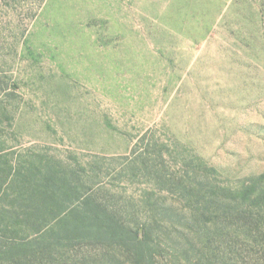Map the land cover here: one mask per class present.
<instances>
[{
  "label": "rangeland",
  "instance_id": "374dc122",
  "mask_svg": "<svg viewBox=\"0 0 264 264\" xmlns=\"http://www.w3.org/2000/svg\"><path fill=\"white\" fill-rule=\"evenodd\" d=\"M7 165L0 264H264V0H0Z\"/></svg>",
  "mask_w": 264,
  "mask_h": 264
},
{
  "label": "trees",
  "instance_id": "16d2710c",
  "mask_svg": "<svg viewBox=\"0 0 264 264\" xmlns=\"http://www.w3.org/2000/svg\"><path fill=\"white\" fill-rule=\"evenodd\" d=\"M12 172V166H6L2 170V173L0 174V185L5 184ZM20 174V171H19ZM12 177H15L13 175ZM58 184H56L57 187ZM60 189L59 187H57ZM57 192H49V194H56ZM79 213L82 214V216H79ZM76 216V217H75ZM107 213L106 210H104L99 204L96 205V208H94V211L92 213L89 212H78L73 211L68 215H65L62 219L66 223V227L70 228L71 230H67L66 234L67 237H72V234H80L78 232L85 231L88 233H91L92 235H102L107 236L109 241L114 238V234L112 232L111 227L107 223L106 219ZM74 217V218H73ZM105 220V221H104ZM104 223L106 226H104ZM105 228H107V232L105 231ZM82 233V232H81Z\"/></svg>",
  "mask_w": 264,
  "mask_h": 264
}]
</instances>
